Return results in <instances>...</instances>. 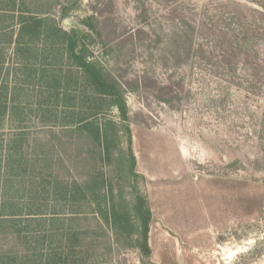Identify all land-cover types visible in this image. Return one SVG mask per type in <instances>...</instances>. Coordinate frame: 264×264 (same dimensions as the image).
I'll list each match as a JSON object with an SVG mask.
<instances>
[{
  "label": "trees",
  "instance_id": "1",
  "mask_svg": "<svg viewBox=\"0 0 264 264\" xmlns=\"http://www.w3.org/2000/svg\"><path fill=\"white\" fill-rule=\"evenodd\" d=\"M171 2L172 17L157 22L162 56L220 61L261 91L264 19L227 15L217 59L198 43L203 11L187 18ZM18 3L0 5V264H121L110 256L122 248L148 258L152 213L137 184L126 89L93 54L92 17L80 20L89 31L64 29L50 3L41 14ZM114 162L121 176H108Z\"/></svg>",
  "mask_w": 264,
  "mask_h": 264
},
{
  "label": "rangeland",
  "instance_id": "2",
  "mask_svg": "<svg viewBox=\"0 0 264 264\" xmlns=\"http://www.w3.org/2000/svg\"><path fill=\"white\" fill-rule=\"evenodd\" d=\"M23 1L33 14L50 3L61 25L69 19L81 30L89 28L80 20L92 17L93 54L126 89L135 170L143 176L137 184L152 212L151 253L122 248L110 257L121 264H264V85L251 93L241 69L235 79V68L220 61L174 65L162 56L157 22L172 17L171 0ZM181 2L187 18L203 11L208 25L198 43L217 59L228 47L216 32L227 15L264 19V0ZM64 6L70 10L61 20ZM30 128L39 131L34 122ZM116 167L108 176H121Z\"/></svg>",
  "mask_w": 264,
  "mask_h": 264
},
{
  "label": "water",
  "instance_id": "3",
  "mask_svg": "<svg viewBox=\"0 0 264 264\" xmlns=\"http://www.w3.org/2000/svg\"><path fill=\"white\" fill-rule=\"evenodd\" d=\"M62 27L64 29H78L76 26H74L73 24H71L69 19H65L62 22Z\"/></svg>",
  "mask_w": 264,
  "mask_h": 264
},
{
  "label": "crops",
  "instance_id": "4",
  "mask_svg": "<svg viewBox=\"0 0 264 264\" xmlns=\"http://www.w3.org/2000/svg\"><path fill=\"white\" fill-rule=\"evenodd\" d=\"M152 213V212H151ZM152 220V219H151ZM150 229V228H149Z\"/></svg>",
  "mask_w": 264,
  "mask_h": 264
}]
</instances>
